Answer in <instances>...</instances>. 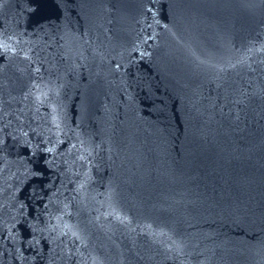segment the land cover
<instances>
[{
	"label": "water",
	"instance_id": "obj_1",
	"mask_svg": "<svg viewBox=\"0 0 264 264\" xmlns=\"http://www.w3.org/2000/svg\"><path fill=\"white\" fill-rule=\"evenodd\" d=\"M264 212V0H0V264H165Z\"/></svg>",
	"mask_w": 264,
	"mask_h": 264
}]
</instances>
